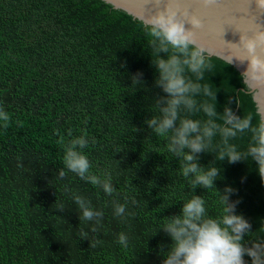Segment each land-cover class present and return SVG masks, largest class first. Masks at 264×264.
<instances>
[{
    "label": "trees",
    "instance_id": "trees-1",
    "mask_svg": "<svg viewBox=\"0 0 264 264\" xmlns=\"http://www.w3.org/2000/svg\"><path fill=\"white\" fill-rule=\"evenodd\" d=\"M151 39L143 22L103 0H0V106L10 116L0 126V264H161L171 245L160 229L183 202L199 195L209 216L221 213L219 190L193 189L181 158L146 123L166 95L155 83ZM208 63L200 83L213 96L197 99L257 124L241 73L215 56ZM80 135L90 173L111 178V195L65 168L66 145ZM250 139L231 142L243 151ZM219 141L199 163L223 170L221 192L238 189L231 199L241 198L237 211L252 225L243 243L264 248V182L250 161H220ZM77 196L103 215L81 219ZM116 203L126 205L123 217Z\"/></svg>",
    "mask_w": 264,
    "mask_h": 264
},
{
    "label": "clouds",
    "instance_id": "clouds-1",
    "mask_svg": "<svg viewBox=\"0 0 264 264\" xmlns=\"http://www.w3.org/2000/svg\"><path fill=\"white\" fill-rule=\"evenodd\" d=\"M198 2L205 6L220 5L223 0ZM255 5L258 12H264V0H255ZM245 18L255 23L254 16ZM186 23L191 27H186ZM204 26V19L192 0H169L162 11L147 18L144 23L156 53V59L152 61L157 73L155 83L166 94L158 104L159 115L152 116L146 123L158 136L167 139L168 152L181 158V174L193 189L215 187L219 190L222 209L218 216H209L205 200L194 195L183 202L178 213L168 215L160 231L167 235L171 249L162 258L161 264H249V261L250 264H264V248L259 244L246 247L243 243L252 225L243 213L237 211L241 198L231 199L238 189L225 185L221 192L216 187V181L223 176V170L199 163V154L209 152L214 138L219 136V160L230 165L250 161L264 182V118L254 125L252 115H239L229 106H225L222 113L217 112L214 104L197 99L201 93L205 97L213 96L209 86L200 83L205 71L212 67L208 63V45L196 38L197 32ZM249 32H241L239 43L223 45L220 50L231 56L228 64L234 60L239 64L247 62L241 73L244 77L242 82L247 83L249 90L255 94L264 91V27L258 26ZM186 73L193 74L195 79ZM140 75L142 73H138L136 78L139 79ZM182 112L187 114L182 115ZM199 112H203L207 119L194 118L193 114ZM9 119V113L0 106V126L6 127ZM245 133H250L251 139L247 148L241 151L231 141ZM88 143L86 135L75 136L68 142L64 155L65 168L111 195L114 192L111 178L90 173L91 163L82 151ZM65 174L61 169L59 175L63 177ZM75 199L81 211L80 218L84 221L103 215L83 197ZM125 212V204H115L114 215L123 217ZM118 242L126 248L127 235L121 232ZM245 257L249 260L246 261Z\"/></svg>",
    "mask_w": 264,
    "mask_h": 264
},
{
    "label": "water",
    "instance_id": "water-1",
    "mask_svg": "<svg viewBox=\"0 0 264 264\" xmlns=\"http://www.w3.org/2000/svg\"><path fill=\"white\" fill-rule=\"evenodd\" d=\"M115 9H119L133 18L145 23L147 18H150L162 11L166 5L169 4V0H103ZM193 6L198 8L200 6L198 0H192ZM223 6H229L235 11L232 15H224L223 17H216L209 21L208 30L204 33H198L196 35L197 40L205 42L208 45L209 56L218 57L225 62L231 59V56L225 55L222 49L223 45H232L240 42L241 32H249L254 30L258 26L264 27V12H258L255 5V0L248 3L247 0H223L220 4ZM246 12V13H245ZM248 12V13H247ZM254 16L255 23H252L250 19L245 17ZM186 27H191L186 23ZM252 35L251 32L248 33ZM215 45V46H213ZM245 64H239L234 60L231 64L240 73L246 68ZM244 80V77H243ZM246 87L251 93L253 101L255 102L256 110L260 115V119L264 118V91H259L253 94L247 83Z\"/></svg>",
    "mask_w": 264,
    "mask_h": 264
},
{
    "label": "snow or ice",
    "instance_id": "snow-or-ice-1",
    "mask_svg": "<svg viewBox=\"0 0 264 264\" xmlns=\"http://www.w3.org/2000/svg\"><path fill=\"white\" fill-rule=\"evenodd\" d=\"M196 10L202 16L205 22L204 28L200 29L198 33L204 34L208 30L209 21L215 19L216 17H223L224 15H232L235 11L229 6L223 5H200Z\"/></svg>",
    "mask_w": 264,
    "mask_h": 264
}]
</instances>
